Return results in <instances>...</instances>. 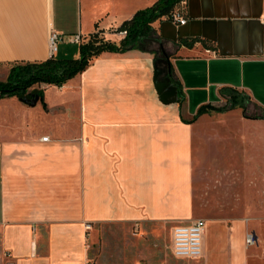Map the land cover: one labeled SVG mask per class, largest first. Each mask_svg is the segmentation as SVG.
Returning a JSON list of instances; mask_svg holds the SVG:
<instances>
[{"label":"crops","instance_id":"obj_1","mask_svg":"<svg viewBox=\"0 0 264 264\" xmlns=\"http://www.w3.org/2000/svg\"><path fill=\"white\" fill-rule=\"evenodd\" d=\"M156 1L0 0V80L16 62L50 58L51 29L62 35L55 57L78 56L75 35L119 43L117 27ZM179 9L186 22L156 20L147 50L103 51L62 85L32 86L43 91L34 103L0 97V264H264V178L253 188L214 158L220 138L245 151L249 173L246 152L264 150V119L243 107L264 111V0ZM232 93L244 104L199 114ZM209 173L227 209L243 210L204 218L201 255L178 257L173 229L197 218L195 187ZM166 222L160 244L150 226Z\"/></svg>","mask_w":264,"mask_h":264},{"label":"trees","instance_id":"obj_2","mask_svg":"<svg viewBox=\"0 0 264 264\" xmlns=\"http://www.w3.org/2000/svg\"><path fill=\"white\" fill-rule=\"evenodd\" d=\"M185 0H157L153 5L139 9L135 14L124 20L116 29L117 32L126 31L119 43L107 40L99 32L91 34L88 41L78 45L77 57L52 56L41 61H20L10 68L6 80H0V97L15 95L27 103H34L43 96V91L32 86L41 83L62 85L66 80L83 71L90 60L103 51L124 52L129 49H149L153 41H158L157 31L153 23L163 17L171 18L174 11H180V5ZM185 43L193 42L196 38ZM247 97L232 93L229 104L225 107L205 105L200 107L199 114L209 109L223 110L237 104H244ZM249 100V99H248ZM245 102L244 114L251 118H263L264 111L258 107L250 110L249 101Z\"/></svg>","mask_w":264,"mask_h":264},{"label":"rangeland","instance_id":"obj_3","mask_svg":"<svg viewBox=\"0 0 264 264\" xmlns=\"http://www.w3.org/2000/svg\"><path fill=\"white\" fill-rule=\"evenodd\" d=\"M72 56L73 55H63L62 57H72ZM207 136L211 137V131L208 132ZM227 136L228 134L225 133V137ZM220 137L222 138V134H220ZM214 144L221 145L219 146V149H214V154H215L214 158L220 160L221 163L220 168L222 172L226 169L229 170L235 169L236 174H238V171H240L241 169L240 171L241 175H243L246 172L245 175H247L246 176V179L248 180L247 182L249 183L252 182V184L250 185L253 186V188H256V186H260L258 181H261V178H264V150L263 151L251 150L246 152L245 158L247 159L251 158L253 160V165L249 167V173H250L249 174L248 171H243V165L239 164L240 160L244 158V152H245L244 150L231 148L232 146L231 143L229 144L227 141L222 140L220 138L219 140L216 139ZM224 145L227 146L228 148H224ZM205 153L209 154L210 151L206 149ZM215 185H217V183L211 181L210 173L207 174L203 178V180H201L196 184L195 201L198 205L202 206L201 209L195 210L197 218L236 215L234 214V212H237L238 210H243V209H227V204L226 202H224L225 200L222 199V196H226V194L225 192L221 191L219 188L213 189ZM261 187L262 189H264L263 183H261ZM242 189L243 187H236L237 192H240ZM223 205L226 206L225 209H221V206ZM170 226H171L170 222H166L162 224L153 223L150 226L149 233L156 232V240L160 242V244H166L168 242ZM126 227H127L126 231L134 232V233L138 232L135 229L136 225L134 224H127ZM113 230L121 232L122 226L117 228V230L115 228ZM163 238L166 240L163 241Z\"/></svg>","mask_w":264,"mask_h":264},{"label":"built area","instance_id":"obj_4","mask_svg":"<svg viewBox=\"0 0 264 264\" xmlns=\"http://www.w3.org/2000/svg\"><path fill=\"white\" fill-rule=\"evenodd\" d=\"M171 19L177 23H185L186 19L180 11H174ZM126 34V31H121ZM62 35L55 29H51L48 35V48L50 57L55 56ZM73 41L81 43L80 35H75ZM43 140H49V136L42 137ZM206 221L204 218H196L189 224H180L174 227L172 232V250L178 257L197 258L202 253V237ZM254 233H248L247 243H255Z\"/></svg>","mask_w":264,"mask_h":264},{"label":"water","instance_id":"obj_5","mask_svg":"<svg viewBox=\"0 0 264 264\" xmlns=\"http://www.w3.org/2000/svg\"><path fill=\"white\" fill-rule=\"evenodd\" d=\"M155 83L157 85V89L160 91L161 86H163V84H162L163 81H161V80L158 79V73L157 72L155 73Z\"/></svg>","mask_w":264,"mask_h":264},{"label":"bare ground","instance_id":"obj_6","mask_svg":"<svg viewBox=\"0 0 264 264\" xmlns=\"http://www.w3.org/2000/svg\"><path fill=\"white\" fill-rule=\"evenodd\" d=\"M202 248H203V246H202Z\"/></svg>","mask_w":264,"mask_h":264}]
</instances>
